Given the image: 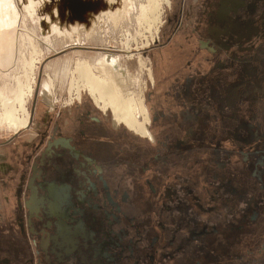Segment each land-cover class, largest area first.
<instances>
[{"label":"flooded vegetation","instance_id":"af4514ba","mask_svg":"<svg viewBox=\"0 0 264 264\" xmlns=\"http://www.w3.org/2000/svg\"><path fill=\"white\" fill-rule=\"evenodd\" d=\"M179 3L144 134L80 102L0 155V264H264V0Z\"/></svg>","mask_w":264,"mask_h":264},{"label":"rangeland","instance_id":"374dc122","mask_svg":"<svg viewBox=\"0 0 264 264\" xmlns=\"http://www.w3.org/2000/svg\"><path fill=\"white\" fill-rule=\"evenodd\" d=\"M148 1L130 0L129 7L127 6L128 8L126 7V10L123 11L118 22L114 23L112 19L100 20L93 25L89 35L86 34L85 28H79L80 38L76 40L75 37L65 36L58 30L65 27L68 29L69 23H75L76 20L84 21L90 10L99 12L102 7H106L103 0H87L86 3L97 4L93 8H84L82 0H0V8L4 13V15L1 14L2 18L0 16L1 24H4L0 25V30H2L0 31V89L3 88L5 93L11 96L19 81L21 84L30 81L34 86L32 96L26 97L28 98L26 106L30 113L29 127L25 128L26 130L21 129L18 133H13L11 129L1 126L0 155L6 154L7 161L14 165L15 156L18 157L14 153L16 150L25 153L27 149L25 142L31 137L38 136L46 123L50 121H68L69 117L73 115L74 107L79 105L80 102L89 107L92 106L95 112L102 113L100 109L102 104L99 102L97 104L99 106H97L88 93H82L84 97L82 96L80 102L74 99L75 93L73 91L69 95L70 82L77 76V73L73 72L77 61L84 60L94 64L98 55L109 54L117 57L125 65L130 75L124 89L125 93L135 97L144 94L145 87L150 79L147 68L150 67L149 62H151V48L158 41L163 40V29L168 26V18L179 11V1L181 0H170V5L165 0H153V5H157L156 8H159L156 11L149 5L150 10L148 9ZM57 3H60L63 12L68 11L69 14L71 13L70 20L73 19L72 21L66 24L65 20L62 22L59 20ZM141 4L142 6L145 5L147 9L143 17L137 20ZM154 17L155 23L152 22ZM157 17L158 20H156ZM53 18L56 19V24ZM50 25L52 27L55 25L56 28L50 30ZM47 26H49L48 29ZM72 26H69V28H73ZM156 28L159 30L158 37L155 31ZM46 29L52 32L49 33ZM55 29L57 33L54 31ZM44 38H48L49 43H46ZM30 58L39 60L35 63L34 70L36 84H33L30 78L32 74L27 70L28 65L25 64L26 61L27 64L30 62L28 61ZM24 65L26 66L25 69ZM27 74L30 75L27 76ZM48 78L53 81L52 95L47 92L43 85ZM105 113L108 114L109 122L115 124L111 112L106 111ZM118 126L122 127V125ZM126 131L129 136L140 137V135L129 129ZM5 140H9V142L2 147V142ZM10 180L11 177L0 173V200L1 184L3 181ZM5 243H7V238Z\"/></svg>","mask_w":264,"mask_h":264},{"label":"bare ground","instance_id":"6f19581e","mask_svg":"<svg viewBox=\"0 0 264 264\" xmlns=\"http://www.w3.org/2000/svg\"><path fill=\"white\" fill-rule=\"evenodd\" d=\"M103 1L106 4V7H102L99 12L90 10L89 14L85 16L84 21L76 20L77 22L75 23L72 24L69 23V26L75 24L74 26H72L73 28L71 27L69 28L68 25L64 24L65 26H68V29L67 27H65L64 29H59L58 31L61 34L68 36L70 38L75 37L77 40L80 38L78 32L79 28L81 29L85 28L86 34L89 35L93 25L100 20L112 19V21L116 23L122 17L123 11L126 10V7L130 4V0H103ZM165 1L169 5L170 0H165ZM86 2L87 0H82L84 8L86 7L93 8V6L97 5L96 3L91 5L90 3H86ZM153 4H154L153 0L152 2L151 0L148 1L147 7L149 10H150L149 6L151 8H154L155 9V10L153 9L154 11L159 9L158 7L156 8L157 5L154 6ZM56 6L59 8L57 11V16L59 17V20L61 22L65 20V23L67 24V22L73 20V19L70 20V18L72 17V15H70L71 13L69 14L68 11L66 12L68 14L63 12L60 3H57ZM139 7H140V14L139 17H137V20L143 17L144 12L147 9L145 5L142 6V4ZM1 14L4 15V13H2V10L0 8V16L2 18ZM1 18H0V25L3 24V23L1 24ZM55 20L56 19H54V22ZM156 20H158V17L156 18ZM153 21L155 23V17L152 19V22ZM48 27L49 26H47V29ZM54 27L56 28L55 25ZM54 27L50 25L49 29L51 30ZM54 31H56V29ZM155 31L156 33H158L159 31L158 28H156ZM44 39L45 42L47 43L48 38H44ZM0 52H1V48H0ZM6 57L8 58V56ZM28 61H30L28 64L26 63L27 61L25 62V64L28 65L27 70H29L30 74H32L29 75L31 76L30 78L33 81V84H36L34 78V70H35V63L39 62V60H34V58L32 59L30 58V60ZM9 62L7 63L9 64ZM23 67L25 69L26 66L24 65ZM67 72L69 73L68 70ZM73 72H76L77 76L76 78L72 79L70 82L69 95H71V91H73L75 93L74 99L80 102L83 96L82 93L83 92L88 93V95L92 98L93 102L96 105L100 102L103 108L107 107L116 121H121L124 124H126L128 127L139 132L140 134H144V130L136 122V115L142 111V94H140V96L137 95L135 97L125 93L124 89L128 79L130 78V75L128 74L127 68L125 67V65L121 63L119 58L113 57L109 54H103V55H98L97 61L94 64H91L84 60L77 61ZM29 75L27 74V76ZM17 84L18 85L16 86V89L12 91L11 96H8V94L5 93L3 88L0 89V127L4 126L6 129H11L13 133H18L19 130L29 127L30 113L26 106V102L28 99L26 97H31L32 93L34 92V86L32 85V83H30V81H28L25 84H21L19 81V83ZM43 85L46 88L47 92L51 94L53 88V81L50 78H48L46 80V83H44Z\"/></svg>","mask_w":264,"mask_h":264}]
</instances>
